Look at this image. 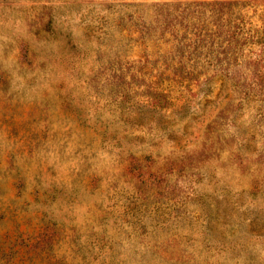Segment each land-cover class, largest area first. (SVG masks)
Here are the masks:
<instances>
[{
    "label": "rangeland",
    "instance_id": "obj_1",
    "mask_svg": "<svg viewBox=\"0 0 264 264\" xmlns=\"http://www.w3.org/2000/svg\"><path fill=\"white\" fill-rule=\"evenodd\" d=\"M0 264H264V0H0Z\"/></svg>",
    "mask_w": 264,
    "mask_h": 264
}]
</instances>
